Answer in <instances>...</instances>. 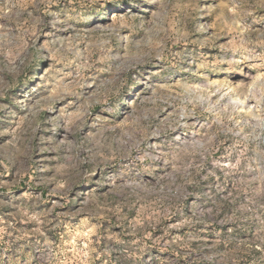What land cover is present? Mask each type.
<instances>
[{
	"label": "rangeland",
	"instance_id": "1",
	"mask_svg": "<svg viewBox=\"0 0 264 264\" xmlns=\"http://www.w3.org/2000/svg\"><path fill=\"white\" fill-rule=\"evenodd\" d=\"M0 264H264V0H0Z\"/></svg>",
	"mask_w": 264,
	"mask_h": 264
}]
</instances>
